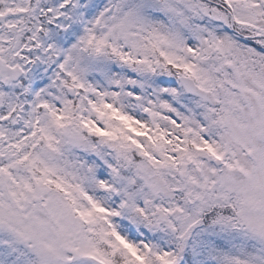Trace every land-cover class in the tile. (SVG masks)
<instances>
[{
    "label": "snow or ice",
    "instance_id": "1",
    "mask_svg": "<svg viewBox=\"0 0 264 264\" xmlns=\"http://www.w3.org/2000/svg\"><path fill=\"white\" fill-rule=\"evenodd\" d=\"M0 264H264V0H0Z\"/></svg>",
    "mask_w": 264,
    "mask_h": 264
}]
</instances>
